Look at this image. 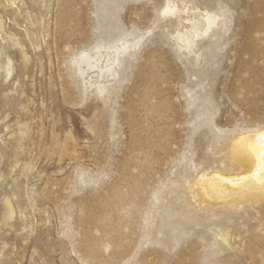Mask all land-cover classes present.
<instances>
[{"label":"rangeland","instance_id":"374dc122","mask_svg":"<svg viewBox=\"0 0 264 264\" xmlns=\"http://www.w3.org/2000/svg\"><path fill=\"white\" fill-rule=\"evenodd\" d=\"M255 132L264 0H0V264H264Z\"/></svg>","mask_w":264,"mask_h":264},{"label":"bare ground","instance_id":"6f19581e","mask_svg":"<svg viewBox=\"0 0 264 264\" xmlns=\"http://www.w3.org/2000/svg\"><path fill=\"white\" fill-rule=\"evenodd\" d=\"M168 12H171L170 7ZM91 57L88 53H84L82 61L89 63ZM236 151L244 161L242 164L247 165V171L235 177L220 174L204 177L203 187L209 196L226 198L235 192H249L264 187V133H248L240 137Z\"/></svg>","mask_w":264,"mask_h":264}]
</instances>
